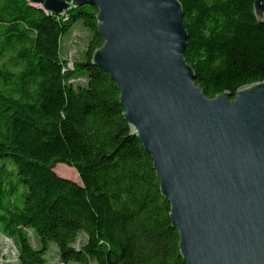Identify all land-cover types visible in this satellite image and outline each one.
I'll return each mask as SVG.
<instances>
[{"label":"trees","instance_id":"16d2710c","mask_svg":"<svg viewBox=\"0 0 264 264\" xmlns=\"http://www.w3.org/2000/svg\"><path fill=\"white\" fill-rule=\"evenodd\" d=\"M180 1L185 58L208 97L264 81L255 0ZM97 14L92 4L60 16L0 0V239L16 244L18 264H49L52 243L64 264H186L152 156L132 134L117 83L92 65L104 43ZM77 24L90 37L68 69L62 41ZM59 163L81 182L60 176Z\"/></svg>","mask_w":264,"mask_h":264},{"label":"water","instance_id":"95a60500","mask_svg":"<svg viewBox=\"0 0 264 264\" xmlns=\"http://www.w3.org/2000/svg\"><path fill=\"white\" fill-rule=\"evenodd\" d=\"M27 1L60 16L98 8L92 65L152 156L186 264H264V81L208 97L185 58L180 0ZM254 13L264 21L263 0Z\"/></svg>","mask_w":264,"mask_h":264},{"label":"rangeland","instance_id":"374dc122","mask_svg":"<svg viewBox=\"0 0 264 264\" xmlns=\"http://www.w3.org/2000/svg\"><path fill=\"white\" fill-rule=\"evenodd\" d=\"M90 31L80 24L75 25L70 33L66 35L62 41V55L67 60V68H74V63L80 60L88 46ZM55 171L62 177L81 182L78 172L75 168L64 163H59L55 167ZM30 238L34 246H38L36 235L30 232ZM85 240V236L81 235L77 247H80ZM2 249V264H18V250L16 244L9 238L2 236L0 239ZM49 264H64L60 261L58 255V247L55 243L51 244L49 253L47 254ZM75 264V263H71ZM96 264V263H93Z\"/></svg>","mask_w":264,"mask_h":264},{"label":"built area","instance_id":"2783aa9c","mask_svg":"<svg viewBox=\"0 0 264 264\" xmlns=\"http://www.w3.org/2000/svg\"><path fill=\"white\" fill-rule=\"evenodd\" d=\"M68 69H69V67H68ZM70 69H72V68H70Z\"/></svg>","mask_w":264,"mask_h":264}]
</instances>
